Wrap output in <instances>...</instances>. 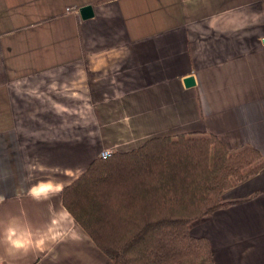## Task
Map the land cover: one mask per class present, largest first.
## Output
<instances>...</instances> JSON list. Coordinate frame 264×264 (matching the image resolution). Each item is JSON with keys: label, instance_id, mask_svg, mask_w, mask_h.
Returning <instances> with one entry per match:
<instances>
[{"label": "crops", "instance_id": "obj_1", "mask_svg": "<svg viewBox=\"0 0 264 264\" xmlns=\"http://www.w3.org/2000/svg\"><path fill=\"white\" fill-rule=\"evenodd\" d=\"M192 133L264 161V0H0V264H110L63 189L103 151ZM222 199L191 234L264 264V168Z\"/></svg>", "mask_w": 264, "mask_h": 264}, {"label": "trees", "instance_id": "obj_2", "mask_svg": "<svg viewBox=\"0 0 264 264\" xmlns=\"http://www.w3.org/2000/svg\"><path fill=\"white\" fill-rule=\"evenodd\" d=\"M263 168L255 149L228 151L211 134L154 137L94 159L61 202L110 264H215L191 226L229 207L223 194Z\"/></svg>", "mask_w": 264, "mask_h": 264}, {"label": "water", "instance_id": "obj_3", "mask_svg": "<svg viewBox=\"0 0 264 264\" xmlns=\"http://www.w3.org/2000/svg\"><path fill=\"white\" fill-rule=\"evenodd\" d=\"M80 17L85 20L89 19L93 16L92 7L91 6H84L79 9ZM184 85L186 88L192 87L194 85V81L192 78H187L184 80Z\"/></svg>", "mask_w": 264, "mask_h": 264}, {"label": "built area", "instance_id": "obj_4", "mask_svg": "<svg viewBox=\"0 0 264 264\" xmlns=\"http://www.w3.org/2000/svg\"><path fill=\"white\" fill-rule=\"evenodd\" d=\"M65 13L66 14H69V15H74V16H78L79 15V10L77 8H66L65 10ZM111 153L108 152V151H103L100 153V158H106L110 155Z\"/></svg>", "mask_w": 264, "mask_h": 264}, {"label": "rangeland", "instance_id": "obj_5", "mask_svg": "<svg viewBox=\"0 0 264 264\" xmlns=\"http://www.w3.org/2000/svg\"><path fill=\"white\" fill-rule=\"evenodd\" d=\"M110 153H113V152H110ZM99 158H100V154H99V156H98Z\"/></svg>", "mask_w": 264, "mask_h": 264}]
</instances>
